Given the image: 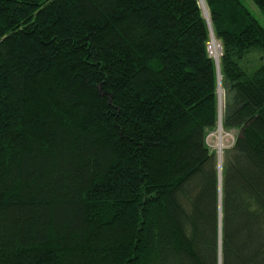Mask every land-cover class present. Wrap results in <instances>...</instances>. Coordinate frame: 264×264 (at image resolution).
<instances>
[{"label":"trees","instance_id":"obj_1","mask_svg":"<svg viewBox=\"0 0 264 264\" xmlns=\"http://www.w3.org/2000/svg\"><path fill=\"white\" fill-rule=\"evenodd\" d=\"M204 3L220 187L199 0H0V264H264V28Z\"/></svg>","mask_w":264,"mask_h":264},{"label":"rangeland","instance_id":"obj_2","mask_svg":"<svg viewBox=\"0 0 264 264\" xmlns=\"http://www.w3.org/2000/svg\"><path fill=\"white\" fill-rule=\"evenodd\" d=\"M240 2L250 12V14L258 21V23L264 28V10L259 9L253 3L252 0H240ZM202 11H203V9H202ZM216 44H218V43L216 42ZM209 50H210V44H209ZM219 53H220V50H219ZM219 89L220 90H219L218 98H219V104H220V110H221L220 115H221L222 110H223V89H222V86ZM234 135H235L234 132H228L227 133V132H223V130L219 129V130H216L215 132L209 134L207 137V141H208L210 148L215 150V152L218 151V147H221L222 151H223V149H225L226 147H228L231 144ZM222 151H221V154H222Z\"/></svg>","mask_w":264,"mask_h":264},{"label":"water","instance_id":"obj_3","mask_svg":"<svg viewBox=\"0 0 264 264\" xmlns=\"http://www.w3.org/2000/svg\"><path fill=\"white\" fill-rule=\"evenodd\" d=\"M201 10H202V8H201ZM202 14H203V17L205 18L208 26H209L210 33H211V40H212V38H214V37H213L212 31H211L209 19H208V17H206L204 15L203 11H202ZM218 48H219V50H221V47H220L219 44H218ZM209 53H210V50H209ZM212 58L215 61L216 73H217V101H218V126H217V130H219V129L222 130V127H221V116H222V114L220 115V112H219V98H218L219 88L221 87V76H220V72H219L218 58H215L214 56H212ZM216 154H217V161H218V174H219V187H220V182H221V162H222L221 161L222 160L221 157H222V154L220 155L218 151L216 152Z\"/></svg>","mask_w":264,"mask_h":264},{"label":"bare ground","instance_id":"obj_4","mask_svg":"<svg viewBox=\"0 0 264 264\" xmlns=\"http://www.w3.org/2000/svg\"><path fill=\"white\" fill-rule=\"evenodd\" d=\"M199 2H200V5H201V8L203 9L204 15L206 17H208V14H207L208 12H207V9H206L204 0H199ZM210 54L212 56H214L215 58H218V56H219L218 55L219 54L218 44H216V41H215L214 38H212L211 43H210ZM219 112L221 113L220 104H219ZM221 151H222V148L221 147H218V152H219L220 155H221Z\"/></svg>","mask_w":264,"mask_h":264}]
</instances>
